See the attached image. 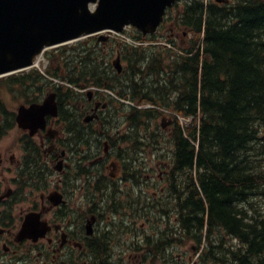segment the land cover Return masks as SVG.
<instances>
[{
	"label": "flooded vegetation",
	"instance_id": "obj_1",
	"mask_svg": "<svg viewBox=\"0 0 264 264\" xmlns=\"http://www.w3.org/2000/svg\"><path fill=\"white\" fill-rule=\"evenodd\" d=\"M44 85V89L36 84L30 92L13 96L11 109L0 98V139L10 125L21 133V155L15 161L16 152L9 160L0 152V178L10 177L7 188L0 189V264H129L124 257L135 264H149V255L168 257L174 248L185 246L184 240L178 246L172 236L180 201L176 172L167 170L168 162L158 154L160 139L148 158L147 123L131 120L130 110L136 105L124 100L129 97L130 82L124 79L111 87L118 96L102 90L63 91L61 85L46 79ZM51 85L58 87L53 97L56 105L40 106L44 121L30 120L24 109L21 123L25 126L19 125L20 106L48 99ZM162 118L165 128L173 123L172 116ZM54 175L53 189L45 196V179ZM159 179H166L172 190L174 202L165 209L147 195V187H157ZM25 184L28 190L41 189L39 205L31 202L11 213L10 202L28 197L26 192L21 194ZM26 216H37L42 222L37 238L20 234ZM164 219L168 226L160 229Z\"/></svg>",
	"mask_w": 264,
	"mask_h": 264
},
{
	"label": "trees",
	"instance_id": "obj_2",
	"mask_svg": "<svg viewBox=\"0 0 264 264\" xmlns=\"http://www.w3.org/2000/svg\"><path fill=\"white\" fill-rule=\"evenodd\" d=\"M169 16L176 30L191 34L179 47L182 53L119 45L123 58L136 61L128 71L130 99L171 104L181 116L191 117L185 131L178 121L172 128V168L189 179L180 193V227L198 241L207 228L209 246L203 259L211 264H264V216L260 212L248 216L244 208L238 217L234 206L236 199L249 200L254 188L258 196L264 195V0H187L169 10ZM93 47L74 51L76 47L63 46L49 58L63 64L59 61L63 56L74 60L88 56L78 61V68L72 67L69 80L115 83L112 74L94 66L95 58L89 56L94 55ZM140 60L168 69L161 71L159 65L143 69ZM161 73L168 76L169 90L153 84L151 75ZM26 74L33 81L40 75ZM177 89V96L164 102ZM136 110L130 117L139 116ZM144 112L148 122L157 120L153 110ZM218 228L240 240L242 247L212 245ZM98 244L100 248L102 243Z\"/></svg>",
	"mask_w": 264,
	"mask_h": 264
},
{
	"label": "water",
	"instance_id": "obj_3",
	"mask_svg": "<svg viewBox=\"0 0 264 264\" xmlns=\"http://www.w3.org/2000/svg\"><path fill=\"white\" fill-rule=\"evenodd\" d=\"M174 1L0 0V74L31 65L33 56L46 46L105 28L120 31L130 24L143 33L154 32ZM49 103L47 99L45 104ZM39 109L34 106L28 112L37 119ZM31 224H37L32 216L24 231Z\"/></svg>",
	"mask_w": 264,
	"mask_h": 264
},
{
	"label": "rangeland",
	"instance_id": "obj_4",
	"mask_svg": "<svg viewBox=\"0 0 264 264\" xmlns=\"http://www.w3.org/2000/svg\"><path fill=\"white\" fill-rule=\"evenodd\" d=\"M130 30L131 29H129V31H127V32H131ZM174 32L176 33L175 29H174ZM179 32H180V34H183V33H181V31H179ZM189 37H190L189 33H184L182 36L180 35L179 37L176 38V42L179 43L180 45H183V44L186 43L185 39H187ZM111 38L112 39L107 40L109 42L108 44H112L115 41V39H116V38L113 39L114 37H111ZM79 41H80L81 44H84V42H85L84 39H81ZM182 41H184V42H182ZM70 43H72V42H70ZM67 45H75V43L67 44ZM105 49L107 50V48L101 49L100 47H98L97 51H93L92 54H94V55H89V56L95 58V59H93L94 66H96L97 68L102 67L104 69L106 67H108V70L111 71L110 70V65H109L110 57H108L109 53H106L107 51ZM43 57L39 61L40 66H41L42 63H43V66H45V63H46L45 61L46 60L43 59ZM86 57H88V56H86ZM86 57L84 59L83 58L80 59V57L79 58H75L76 60L71 59L70 57H67V56H63V57L59 58V61L60 62H64L65 65H63L62 67L61 66L58 67V64L54 63L51 66V70H54V69L58 70V72L55 71V73H54L55 76L53 78L51 77V79H53V82L54 83H62V82L64 83L65 82L64 80L68 79V78H65V77H67L69 75H70V77H73L74 74H71L72 71H73L72 67L78 68L79 67L78 61L79 62L84 61L86 59ZM112 57H113V54H112ZM114 58H115V56H114ZM165 76H166V79H168V76H167L166 73H165ZM1 82H3V81H1ZM65 84H67L69 87H71L75 91H80L81 89H83L86 86H89L88 89L91 90V87L93 85L92 83H89L87 85H77V84L76 85H72L71 83L68 84L67 82H65L64 84H62V88L63 89H65V87H67V85H65ZM17 85L18 84L16 83L15 86H17ZM158 85L162 86V87H165V88H168V90L171 87L168 84L165 85V84L158 83ZM16 88L17 87L12 88V87L8 86L7 84H4L3 89L5 91L0 92V98H2L4 100L3 104H5V106H7L9 109H11L12 105L15 104V101H14V99H11L12 98L11 96H15L16 95V93L14 92L16 90ZM172 91H174V90H172ZM20 134H21L20 130L17 127H14V126H11V125H10V127L6 128L4 130L3 135H2V137L0 139V152L4 155V159L6 158V159L9 160V157L12 155L13 152H16V155H17L16 158L14 159V161L18 158V156L21 155L20 143L18 141V136ZM172 147H173L172 144L167 142L164 145V149H166V150L163 152L162 155L166 156L167 153L172 151ZM5 165L9 166V163H5ZM157 174L159 175V172H157ZM56 177H57V175L56 176L55 175L54 176H48L45 179V185H46L47 188H46L45 191H43V193L41 192V189H39V188L38 189L37 188L36 189L32 188L31 190H28V187H26L27 184H25L24 188L22 189L21 194L26 192V195H28V197L23 199V200H21L18 203H16L15 200L10 202L8 204V206L12 207L11 213H17L19 210H22L23 208L29 206L32 203H36V204L39 205V195L41 196L43 194V195L46 196L49 193V191L53 189V182H54L53 180ZM7 179L9 180L10 177L7 176L5 178L6 181H4V179L0 178V189H1L2 192L9 185L8 182H7ZM48 180H50V182H48ZM36 181L37 180H35V183H36ZM166 188H167V183H164V180H160L159 179L157 187H152L151 186L148 189L149 194H151L154 191V193H153L154 197H156L158 194L162 195L161 199L157 200V199L154 198V200H153V204H155L154 201H158L159 203L161 202V205H160L161 209L167 204V202L165 201L164 194H163V191L166 190ZM33 189H34V192H33V194H31L30 191H32ZM253 204H254V208L258 209L259 211H261L264 214V197H261V198L255 197ZM252 212L255 214V210H252ZM45 217H46V215H45ZM166 226H168V223L164 219V220L161 221L159 228L164 229ZM149 229H150V226L147 225L146 232L150 233L151 231ZM215 236L216 237H221L222 236V239L226 240V245H229V243L231 242L230 237L226 236V234L222 230H220V231L219 230H215ZM116 247H117V244H116ZM180 248H182L184 250V249H187V246H183V247H180ZM172 254L174 256V255H176L178 253L175 251ZM82 259L88 260L87 257H85V256L82 257ZM128 259L129 258L124 257V263L129 262V264H135L134 260L129 261ZM38 260H42V259L41 258L40 259L39 258L36 259V261H38ZM119 260L122 261L121 258H119ZM76 264H79V261H77ZM118 264H120V263H118Z\"/></svg>",
	"mask_w": 264,
	"mask_h": 264
},
{
	"label": "bare ground",
	"instance_id": "obj_5",
	"mask_svg": "<svg viewBox=\"0 0 264 264\" xmlns=\"http://www.w3.org/2000/svg\"><path fill=\"white\" fill-rule=\"evenodd\" d=\"M251 39V38H250ZM219 157V156H218ZM249 158V157H248ZM216 159V158H215ZM224 163V162H223ZM182 171V170H181ZM183 172V171H182ZM255 189V188H254ZM239 192V191H238ZM244 233V232H243Z\"/></svg>",
	"mask_w": 264,
	"mask_h": 264
}]
</instances>
